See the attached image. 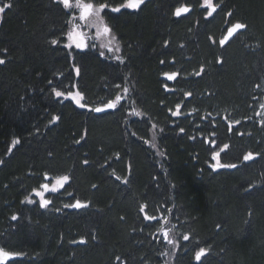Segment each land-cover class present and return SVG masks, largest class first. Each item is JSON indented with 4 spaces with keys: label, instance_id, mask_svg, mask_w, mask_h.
Listing matches in <instances>:
<instances>
[{
    "label": "trees",
    "instance_id": "16d2710c",
    "mask_svg": "<svg viewBox=\"0 0 264 264\" xmlns=\"http://www.w3.org/2000/svg\"><path fill=\"white\" fill-rule=\"evenodd\" d=\"M89 1L107 5L123 63L68 48L72 14L60 0H0L12 5L0 14V242L13 254L3 264H264L261 120L252 119V134L226 136L228 156L239 158L245 146L258 154L236 169H212L204 142L212 129L226 135L216 104L243 116L264 93V0H212L211 16L199 0H145L138 9ZM178 4L193 10L176 16ZM238 20L245 30L221 47ZM169 70L179 72L175 91ZM126 87L136 117L125 118V102L92 110ZM77 91L87 107L67 96ZM61 174L70 180L47 208L26 199ZM164 214L173 243L158 235Z\"/></svg>",
    "mask_w": 264,
    "mask_h": 264
},
{
    "label": "rangeland",
    "instance_id": "374dc122",
    "mask_svg": "<svg viewBox=\"0 0 264 264\" xmlns=\"http://www.w3.org/2000/svg\"><path fill=\"white\" fill-rule=\"evenodd\" d=\"M72 2L75 3V0H72ZM83 2H85V3H88V2L93 3L92 1H89V0H86V1L83 0ZM199 2H200V4L198 5V8L200 10L204 11V9L209 8V7H207L204 4V0H199ZM93 4L96 7H99V5H97L95 3H93ZM184 6H186V5H184V4L183 5H179L178 4L177 7L175 8V10L177 8H181V7H184ZM187 8L189 9V11L193 10L191 6H187ZM68 9H70L71 14H72L71 15V17H72V25L70 27V30L72 29L73 24H79L80 25V31L85 34V43L88 45L86 48H83V49L77 48V49H79L81 51H86V50H89V49H91L92 51H98V55H100V57L103 58L107 63L114 64L113 62L118 61V59H121L122 63L124 62V57L122 55V44H121V42L119 40V37L114 32L112 27H110L108 25V23L106 22V20H105L104 14H106L105 13L106 12V8L100 13L99 20H97V18H95V17H90L88 21H81L80 20V18H79L80 17V10L78 8H68ZM209 9L211 10V8H209ZM216 10H217V8H216ZM206 13H208V12H206ZM213 13H215V12H213ZM182 14H185V13H181V15ZM204 17L206 18V14H204ZM237 22L242 23L239 20ZM237 22H235V23H237ZM105 25H107L111 29L110 34H108V35H97L98 31L102 32L103 27ZM231 26H232V24H230L228 26L227 31H228V29ZM241 32L242 31L237 33L233 38H237ZM225 35H226V33L224 34V36H222L223 37L222 40L224 39ZM68 43H69V41H68V38H67V44ZM222 45L225 46L226 44H222ZM72 47H75V44H73ZM169 72H172V71L169 70ZM261 81H262V78H259L258 82H261ZM178 87L175 86L174 89L175 88L177 89ZM118 88H119L118 85H116L114 87L113 91L114 92L115 91L118 92ZM126 88L128 89L127 92L123 91L122 93H119V94L117 93L119 96L122 97V99L117 104L116 108L118 106H120L122 104V102H125L126 103L125 106H124V111L126 113L125 118L127 117V114L131 115V116L134 115V117H136V115H135V113H137V111H135L136 109H134V107L131 109V107H130V97H129V95L131 94V91H130L131 88L130 87L129 88L126 87ZM115 97L112 98V100H114ZM257 97L258 96L253 97V99L250 100L249 109L247 110V113H244L247 116H245L243 114L244 118H242L243 116H238V117L237 116L236 117L228 116L229 111L232 112V110H230L231 107H232L231 105H226V104H222V103H219V105L216 104L217 108L216 107L214 108L215 109V115L222 116V119H220V120H221V122L223 121L222 122L223 124H221V125H224L225 130H226V135L224 134V132L220 128H217L216 130L212 129L214 131L215 135H216L214 138H212V137L210 138L209 136H207L208 138H210V142L204 141L205 145L208 147L207 163L211 162V163L215 164V163H217V159H218L219 162L221 164H224V165H231L234 162L244 163L245 164L246 161L243 159V157L249 152L253 153L254 156H255V158L253 160L248 161L249 163L254 161L257 158V154L254 151V149L251 148V147H248V146L244 147V149H243V151L241 153V156L239 158H238L237 155L228 156L227 155L228 154L227 150H229L231 148H234V146L229 141V139L226 138V136H228L230 138V136L233 135V129H236V132L239 135L243 134L245 132H247V133L251 132V134H252V132L256 129L255 125H251L253 118H257V121H260V120L264 121V108L260 107V105L264 104V98H263V95L260 98L259 97L257 98ZM108 101H110V100H108ZM108 101H106V102H108ZM134 101H136V100H134ZM229 107H230V109H229ZM202 113H203V115H202V118H203L204 113L207 114L208 111H203ZM246 120H248L250 122L248 126H244L243 124H241V122H246ZM237 121H239V123H237ZM261 121L258 122V124H259L258 128L259 129H263L264 128V124H262ZM215 123L217 124L218 122H215ZM215 123H213V121H212L211 122L212 126H214ZM239 124H241L242 127H238V126L234 127V125L236 126V125H239ZM219 127H220V125H219ZM210 130L211 129H207V130L205 129V131H203V132H205L203 135H206V133L210 132ZM224 145H228V148L225 149ZM215 153H219V156L215 157L214 156ZM10 154H11V151H9L7 155H10ZM243 167L244 166H242V169H244ZM62 175H66V174H61V175L54 176V177L52 175L53 179H49V175H48L47 178H46L48 180H46V181L42 180L43 182L40 181L34 187L31 188L30 192L25 196L26 199L28 201L31 200L32 203L33 202L38 203V201H40V197L37 195V191H43V189L41 188V185L44 184V183H48L51 186L53 183H55L56 178L59 177V176H62ZM52 177H50V178H52ZM67 183L65 185H67ZM65 185H64V187H65ZM63 188H60L59 191H56V192H52V191L45 192V199H48L50 201L55 200L54 198L58 194L61 193ZM59 202H63V204H66V205H69V204L73 203V201L72 202H65V201H63V199L61 201H59ZM167 216H168L167 214L166 215L164 214V217H165L163 219L164 221L162 220L163 222L160 225H157L158 226L157 229H158V235L165 236V232H166L167 233V237L165 236V238L168 239V240H171V236L173 235L172 234L173 231L171 230L170 225L168 224V222L166 220ZM0 248H4L6 250L5 241H3V242L1 241L0 242ZM6 251H8V250H6ZM165 254L166 253L163 252V255H165ZM12 258H13V255L9 259H7L5 261H0V264L5 263L6 261H8V260H10ZM166 264H169V263H166Z\"/></svg>",
    "mask_w": 264,
    "mask_h": 264
},
{
    "label": "snow or ice",
    "instance_id": "6c2138e0",
    "mask_svg": "<svg viewBox=\"0 0 264 264\" xmlns=\"http://www.w3.org/2000/svg\"><path fill=\"white\" fill-rule=\"evenodd\" d=\"M60 2L63 4V6L65 8H78L80 10V20L81 21H88L90 17H95L97 18V20H99L100 18V13L107 7L106 4H100L99 7H96L93 3L88 2L85 3L83 2V0H75V3L72 2V0H60ZM145 2V0H127V2L123 5H121V8H129V9H138L141 7V5ZM204 4L211 8V11L208 13L209 16L212 15L213 12L216 11V6L212 3V0H204ZM11 4H5L4 6L0 7V14L5 12V9H10L11 8ZM112 11L114 12H119L120 8H114L112 9ZM189 11V9L187 7H181V8H177L175 11V15L176 16H180L181 13H187ZM246 28L245 24L242 23H236L234 24L231 28L228 29L227 35L224 37L223 40L220 41L221 44H224L228 41V39L230 37L233 36L234 33H236L238 30L244 29ZM111 29L105 25L103 27L102 32L98 31L97 35H108L110 34ZM67 38L69 43L67 44L68 48H71L73 46V44H75L76 48H86L88 45L85 43V34L83 32L80 31V25L79 24H73V27L71 30H69L67 32ZM53 44H57L58 42L56 40L52 41ZM4 60L0 59V64H3ZM201 71H203V69H201ZM77 74H79V68L76 69ZM164 75L169 79V80H175L177 78V76L179 75L176 72L173 73H164ZM196 75H200V72H197ZM119 87V86H118ZM165 87L167 88V85H165ZM125 92L128 91L127 88L124 89ZM55 95L57 97L60 96H64L65 94L60 92V91H56ZM188 95H191V93H188ZM68 97H71V99L73 101L76 102V104H78L80 107L84 108L87 107L86 104L81 103V100L83 99V95L77 91L75 93L73 92H68L67 93ZM122 97L117 95L115 97L114 100L109 101L108 103H106L103 107H95L94 109H92L95 112H103L105 110L108 109H115L117 104L121 101ZM261 108H264V104L260 105ZM177 108L179 109V106H177ZM174 114H179L178 111ZM56 119H59V117H57ZM237 123H239V121H237ZM262 124H264V121H261ZM181 132L184 131V129H180ZM14 143H19V141H14ZM224 148L227 149L228 145H224ZM258 155V154H257ZM215 157L219 156V153H215L214 154ZM255 158L254 154L249 152L247 153L243 159L245 161H250L253 160ZM85 164L88 163V161H84ZM222 167H230V168H235L236 165H224L221 164L219 162V160L217 159V163L212 165L213 169H217V168H222ZM70 180V177L68 175H62L56 178L55 183H53L51 186L48 183H44L41 185V188L43 189V191H37V195L40 197V206L47 208L49 206V204L51 203L50 200L45 199V192L48 191H52V192H56L59 191L60 188H63L64 185ZM126 182V181H125ZM29 202L31 203L32 201L29 200ZM88 205L87 203H82L80 200H76L74 204H69V205H65V207H71V208H75V209H82V208H86ZM143 211V209H141ZM148 220H153L156 219V217L153 216H147L145 217ZM13 220L17 219L16 216L12 217ZM165 236L167 237V233L165 232ZM189 237L185 236L184 239L187 240ZM83 242V241H81ZM169 243H173L172 240H169ZM207 250L204 248H201L198 252H196L195 254V259L197 261H200L202 257H204L206 255ZM13 254L6 251L4 248H0V261H5L7 259H9Z\"/></svg>",
    "mask_w": 264,
    "mask_h": 264
},
{
    "label": "flooded vegetation",
    "instance_id": "af4514ba",
    "mask_svg": "<svg viewBox=\"0 0 264 264\" xmlns=\"http://www.w3.org/2000/svg\"><path fill=\"white\" fill-rule=\"evenodd\" d=\"M226 31H227V30H226ZM234 39H236V38H234ZM221 40H222V38H221ZM221 40H220V41H221ZM226 44H227V43H226ZM220 46L223 47V45H222L221 43H220ZM173 72H176V73L179 74L178 71H172V72L167 71V73H173ZM178 76H179V75H178ZM178 76H177V78H178ZM177 78H176V79H177ZM176 79H175V80H171V82H172V84H173L174 87H175V84H176V83H175ZM168 80H169V79H168ZM169 81H170V80H169ZM173 90L175 91L174 88H173ZM173 90H172V92H173ZM261 96H262V95H261ZM261 96H260V97H261ZM188 97H189V99H190L191 95H188ZM260 97H259V98H260ZM257 98H258V97H257ZM263 98H264V94H263ZM193 110H194V109H193ZM193 110L189 111L188 114L185 115V116L187 117L188 115L193 114V113H194ZM184 113H185V112H184ZM207 116H211V115H210L209 113L204 114V116H203V118H202V120H203L204 122H207V119H206ZM215 120H216V118H214V119L212 120L213 123L216 122ZM237 126H238V125H236V126L234 125V127H237ZM236 168H237V167H235V168L222 167V168H218V169H219V170H223V169L233 170V169H236Z\"/></svg>",
    "mask_w": 264,
    "mask_h": 264
},
{
    "label": "water",
    "instance_id": "95a60500",
    "mask_svg": "<svg viewBox=\"0 0 264 264\" xmlns=\"http://www.w3.org/2000/svg\"><path fill=\"white\" fill-rule=\"evenodd\" d=\"M237 23H240V22H237ZM235 24H236V23H235ZM232 26H233V25H232ZM232 26H231V27H232ZM231 27H230V28H231ZM244 29H245V28H244ZM244 29L238 30L236 33L233 34L232 37H230V38L228 39V41H230V40H231V39H232L237 33H239L240 31H243ZM227 32H228V31H227ZM227 32H226V35H227ZM226 35H225V36H226ZM228 41H227V42H228ZM227 42H226V43H227ZM226 43H224V44H226ZM109 110H110V109L105 110V111H103V112H95V113H97V114L105 113V112H108ZM74 209H75V208H74Z\"/></svg>",
    "mask_w": 264,
    "mask_h": 264
},
{
    "label": "bare ground",
    "instance_id": "6f19581e",
    "mask_svg": "<svg viewBox=\"0 0 264 264\" xmlns=\"http://www.w3.org/2000/svg\"><path fill=\"white\" fill-rule=\"evenodd\" d=\"M99 107H103V106H99ZM110 110H112V109H110ZM110 110H109V111H110ZM167 163H168V162H167Z\"/></svg>",
    "mask_w": 264,
    "mask_h": 264
}]
</instances>
